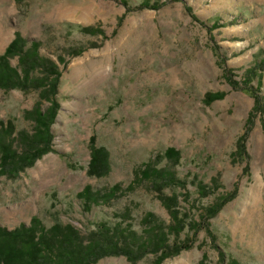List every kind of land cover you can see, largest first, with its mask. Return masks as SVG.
<instances>
[{"label": "rangeland", "instance_id": "374dc122", "mask_svg": "<svg viewBox=\"0 0 264 264\" xmlns=\"http://www.w3.org/2000/svg\"><path fill=\"white\" fill-rule=\"evenodd\" d=\"M15 36L40 59L28 82L57 78L58 110L50 152L0 177V228L35 218L85 236L104 223L152 242L159 226L189 249L93 264H264V0H0V56ZM34 90H0V124L31 131L24 112L49 106ZM168 148L174 166L155 161ZM93 152L105 175H90ZM149 162L182 182L162 190L177 197L179 234L150 184L134 182ZM85 189L98 196L90 205Z\"/></svg>", "mask_w": 264, "mask_h": 264}, {"label": "trees", "instance_id": "16d2710c", "mask_svg": "<svg viewBox=\"0 0 264 264\" xmlns=\"http://www.w3.org/2000/svg\"><path fill=\"white\" fill-rule=\"evenodd\" d=\"M83 31H87V28ZM36 51L33 47L25 49L22 40L15 36L0 56V90H19L25 93L29 86L35 87L36 92L43 87L45 90L38 92L39 97L49 105L46 109L36 105L33 110L24 112L27 122L32 125L31 131L17 130L11 122L0 124V177L15 176L24 172L51 149L49 131L58 110L54 100L58 80L55 78L51 88L47 89L44 82L46 78L43 79L47 75L42 72L41 79L28 82L31 78L29 75L37 68V62L40 60L36 58L38 55ZM14 59L17 65L12 67L10 61ZM230 83L234 85L233 82ZM243 91L251 95L257 104L259 103L260 98L257 95L248 89L243 88ZM221 98V94L214 96L215 100ZM210 101L209 96H206L204 102L207 104ZM238 154L245 157L242 156L244 144H239ZM157 159L155 161L164 159L166 164L174 166L179 160V152L168 148ZM98 166L101 168L97 169ZM88 171L90 175L96 177L106 174L105 155L103 156L102 152L101 156L100 153L92 154ZM134 177V182L147 181L150 184L170 216V233L179 234L183 230V220L177 210V197L166 196L162 190L176 184L182 185V182L175 178L170 168L166 166L158 168L153 162L143 165L135 172ZM203 189L204 187L198 186L201 195H205ZM111 193L104 197L112 195ZM79 196L85 205H90L91 201L98 198V196L92 197L89 189H85ZM232 197L231 194L230 197L223 198L207 209L209 217H213L219 211L225 203L224 200ZM148 229L146 233H151L152 242L146 241L145 236H138L129 228H121L120 225L109 227L103 223L92 232L81 236L72 225L54 223L49 228H45L32 218L29 227L21 226L12 231L0 228V264H93L103 257L119 255L134 261L141 257L148 245L153 246L154 255L157 256L161 252L165 257L167 252L175 255L190 247L185 244L168 245L165 242V234L159 226H156V230ZM205 231L208 232L207 229ZM161 258L163 259L164 256Z\"/></svg>", "mask_w": 264, "mask_h": 264}]
</instances>
